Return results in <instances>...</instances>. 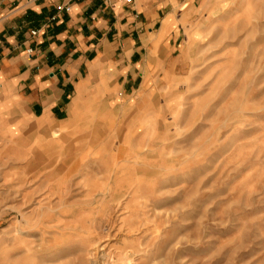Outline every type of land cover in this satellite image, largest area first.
I'll return each mask as SVG.
<instances>
[{"label": "rangeland", "instance_id": "1", "mask_svg": "<svg viewBox=\"0 0 264 264\" xmlns=\"http://www.w3.org/2000/svg\"><path fill=\"white\" fill-rule=\"evenodd\" d=\"M184 1L64 122L0 90V264H264V0Z\"/></svg>", "mask_w": 264, "mask_h": 264}, {"label": "crops", "instance_id": "2", "mask_svg": "<svg viewBox=\"0 0 264 264\" xmlns=\"http://www.w3.org/2000/svg\"><path fill=\"white\" fill-rule=\"evenodd\" d=\"M180 4L0 0V90L14 88L41 122H64L80 95H107L111 79L114 88L119 82L134 85L140 74L135 60L141 51L155 48Z\"/></svg>", "mask_w": 264, "mask_h": 264}, {"label": "built area", "instance_id": "3", "mask_svg": "<svg viewBox=\"0 0 264 264\" xmlns=\"http://www.w3.org/2000/svg\"><path fill=\"white\" fill-rule=\"evenodd\" d=\"M124 4H130L132 3L133 0H121ZM35 34V33H33Z\"/></svg>", "mask_w": 264, "mask_h": 264}]
</instances>
